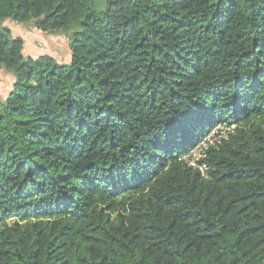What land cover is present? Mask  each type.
Returning <instances> with one entry per match:
<instances>
[{"label":"trees","instance_id":"16d2710c","mask_svg":"<svg viewBox=\"0 0 264 264\" xmlns=\"http://www.w3.org/2000/svg\"><path fill=\"white\" fill-rule=\"evenodd\" d=\"M0 69V264H264V0H0Z\"/></svg>","mask_w":264,"mask_h":264},{"label":"rangeland","instance_id":"374dc122","mask_svg":"<svg viewBox=\"0 0 264 264\" xmlns=\"http://www.w3.org/2000/svg\"><path fill=\"white\" fill-rule=\"evenodd\" d=\"M6 25L11 31L10 36L12 38L21 37L23 39L24 54L27 57L35 59L40 56H53L60 62L67 63L70 61L71 52L69 47V40L67 37L55 35V33H52V35H48L49 32H45L43 30L41 32H44V36L47 37V39H50V42L44 41L43 43L37 38L39 36H36L37 33H40L38 29L29 27L28 25L18 24L12 21H9V23H7ZM0 86H2L1 83ZM4 86H6V82L4 83ZM6 95V87H3V89L0 88V96L5 99Z\"/></svg>","mask_w":264,"mask_h":264},{"label":"built area","instance_id":"2783aa9c","mask_svg":"<svg viewBox=\"0 0 264 264\" xmlns=\"http://www.w3.org/2000/svg\"><path fill=\"white\" fill-rule=\"evenodd\" d=\"M228 131H230V128L226 125L215 127L210 134L205 139L201 140L197 147L190 154L184 156L183 159L191 166L199 168L202 175L208 178L207 166L205 164H199L197 159L204 157L205 150L210 145H214L216 142H220L222 138H225Z\"/></svg>","mask_w":264,"mask_h":264},{"label":"crops","instance_id":"0c3cea01","mask_svg":"<svg viewBox=\"0 0 264 264\" xmlns=\"http://www.w3.org/2000/svg\"><path fill=\"white\" fill-rule=\"evenodd\" d=\"M42 30H39L40 33H37L36 36H39L37 37L39 39V41H42L44 43V41H48L50 42V39L47 37H45L42 32ZM42 33V34H41ZM53 32H49L48 35H52ZM54 44V43H53ZM34 51V50H33ZM62 51V50H61ZM67 54V53H66ZM71 54V53H70ZM71 56V55H70ZM6 82V86H4V83ZM0 83L2 86H0L1 89H3V87H6L7 89V95L9 94V92L12 90L13 88V85H14V78L11 74L7 73L6 71L0 69ZM6 95V96H7ZM5 96V97H6ZM4 99V98H3Z\"/></svg>","mask_w":264,"mask_h":264}]
</instances>
